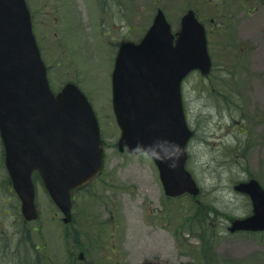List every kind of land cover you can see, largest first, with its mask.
Here are the masks:
<instances>
[{"label":"rangeland","instance_id":"1","mask_svg":"<svg viewBox=\"0 0 264 264\" xmlns=\"http://www.w3.org/2000/svg\"><path fill=\"white\" fill-rule=\"evenodd\" d=\"M27 4L52 88L74 82L94 108L105 170L73 193L69 224L35 179L40 217L24 223L18 209L0 217V264H207V259L208 264L209 259L264 264V233L227 231L232 220L251 214L250 199L235 192L234 185L255 178L264 188V5L255 0ZM158 9L174 31L182 15L195 10L205 21L214 62L209 78L193 73L182 87L187 121L195 132L187 167L200 188L197 197L168 198L147 155L117 149L115 57L121 43L143 38Z\"/></svg>","mask_w":264,"mask_h":264},{"label":"water","instance_id":"2","mask_svg":"<svg viewBox=\"0 0 264 264\" xmlns=\"http://www.w3.org/2000/svg\"><path fill=\"white\" fill-rule=\"evenodd\" d=\"M194 70L202 75L211 70L203 26L189 11L174 35L159 10L139 44L120 46L112 73L113 111L121 130L118 149L147 153L169 197L199 193L186 169L193 132L181 94L184 78ZM0 134L24 217H38L32 181L38 171L68 221L72 190L103 168L100 126L75 84L52 92L25 0H0ZM234 190L247 194L253 209L252 215L232 221L229 231H264V189L251 179Z\"/></svg>","mask_w":264,"mask_h":264},{"label":"flooded vegetation","instance_id":"3","mask_svg":"<svg viewBox=\"0 0 264 264\" xmlns=\"http://www.w3.org/2000/svg\"><path fill=\"white\" fill-rule=\"evenodd\" d=\"M246 1H251V0H246ZM255 1L258 3V5L259 4L264 5V3H262L264 0H255ZM29 9L31 11V8H29ZM196 15H197L198 20L204 25L205 21L201 18V16L197 12H196ZM212 22H215V21L212 19ZM179 25H180V23H179ZM0 143H1V141H0ZM1 146H2V144H1ZM4 158H5L4 149L2 146V157L0 160V217L2 215L8 216L12 209H14V210L18 209V212H16V215L21 217V203H20V201H19V199H18V197H17V195H16V193L12 187V183H11L9 174H8L7 169L5 167V159ZM12 201H14V206H12L10 204V203H12ZM6 211L8 213H6ZM24 223H28V222L24 221ZM84 258H85L84 253H80L79 259L84 260Z\"/></svg>","mask_w":264,"mask_h":264},{"label":"trees","instance_id":"4","mask_svg":"<svg viewBox=\"0 0 264 264\" xmlns=\"http://www.w3.org/2000/svg\"><path fill=\"white\" fill-rule=\"evenodd\" d=\"M206 263L208 264V259H207ZM209 264H215V261L213 259H209Z\"/></svg>","mask_w":264,"mask_h":264}]
</instances>
